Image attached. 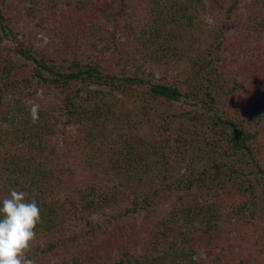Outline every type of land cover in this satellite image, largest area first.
<instances>
[{
	"label": "trees",
	"instance_id": "1",
	"mask_svg": "<svg viewBox=\"0 0 264 264\" xmlns=\"http://www.w3.org/2000/svg\"><path fill=\"white\" fill-rule=\"evenodd\" d=\"M22 2L27 27L0 0V200L37 201L44 264H264V0ZM118 223L117 256L69 250Z\"/></svg>",
	"mask_w": 264,
	"mask_h": 264
},
{
	"label": "clouds",
	"instance_id": "2",
	"mask_svg": "<svg viewBox=\"0 0 264 264\" xmlns=\"http://www.w3.org/2000/svg\"><path fill=\"white\" fill-rule=\"evenodd\" d=\"M31 121L39 119L40 105L28 101ZM27 191L12 189L0 200V264H35L28 257L36 228L41 223L40 207Z\"/></svg>",
	"mask_w": 264,
	"mask_h": 264
},
{
	"label": "rangeland",
	"instance_id": "3",
	"mask_svg": "<svg viewBox=\"0 0 264 264\" xmlns=\"http://www.w3.org/2000/svg\"><path fill=\"white\" fill-rule=\"evenodd\" d=\"M9 3H15V7H13V12L16 14L18 22L20 24V26H26L28 25V22L30 21V19L25 16L22 15L23 13V2L22 0H9ZM116 8L117 5H114L112 7L109 8V10L104 14L102 21L103 20H109L110 17L116 13ZM208 29L211 28V26L213 25V20L212 18H209L208 20ZM34 31H36L34 29ZM36 41H37V45L39 47H50L51 45H53V40L51 39V36L48 35L46 32H38L37 36H36ZM128 108L129 110H131L132 108H134L133 103L129 102L128 103ZM63 124L67 123L66 118L63 119ZM144 127V126H143ZM142 127V128H143ZM138 133H142L143 130L137 131ZM65 191L63 192V195H69L72 194V192L74 191L73 189V184H69V185H65ZM87 228L85 227V225H83L82 227H79L74 225L70 228L69 234H74V233H79V238L76 241H73L71 244L72 246L69 248V250H74L76 248H80L82 246L81 242H89L91 246H94L95 248L97 247H103L106 245H109L110 248H112V252H113V256H117L119 249H118V244L114 241L113 239V235L115 233L116 230H118L120 228V224H116L114 226H111L108 230L107 233L103 232V231H97L95 236H91L89 234H86L84 232V229ZM40 241L34 240L32 242V248L31 251L28 253L29 257H34L35 254H38V259L36 260V264H44L51 256H53V252H49L47 254L41 252L39 250V246H41L43 243V241L41 239H39ZM93 240V241H91ZM68 250L67 249H61V255L65 254Z\"/></svg>",
	"mask_w": 264,
	"mask_h": 264
}]
</instances>
